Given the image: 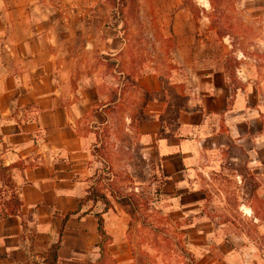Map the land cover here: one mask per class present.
Wrapping results in <instances>:
<instances>
[{
  "label": "crops",
  "instance_id": "crops-1",
  "mask_svg": "<svg viewBox=\"0 0 264 264\" xmlns=\"http://www.w3.org/2000/svg\"><path fill=\"white\" fill-rule=\"evenodd\" d=\"M55 20L43 0H0V165L23 163L22 170L6 171L22 217L0 219V259L44 264L61 233L58 264H130L131 214L117 193L126 192L128 178L117 172L122 161L112 151L116 171L111 178L102 173L94 152L109 119L108 89L95 74H79L59 59L50 30ZM181 48L182 87L170 91L156 73L131 79L144 97L143 117L127 126L124 147L143 160L155 184L149 191L154 215L168 217L200 264H260L251 240L219 215L228 193L213 181L225 165L264 170V80L255 85L242 78L235 86L223 63L200 60L201 47ZM99 177L115 189H97ZM5 179L0 188L9 199ZM91 189L109 205L90 198ZM130 192L136 196L139 189ZM96 215L107 236L102 242Z\"/></svg>",
  "mask_w": 264,
  "mask_h": 264
},
{
  "label": "rangeland",
  "instance_id": "rangeland-1",
  "mask_svg": "<svg viewBox=\"0 0 264 264\" xmlns=\"http://www.w3.org/2000/svg\"><path fill=\"white\" fill-rule=\"evenodd\" d=\"M43 3L56 19L54 31L50 30L59 59L71 62L79 74L85 71L95 74L103 88L108 89L109 105L105 110L109 119L101 126L94 152L102 158L99 164L102 173L111 178L116 171L113 172L108 159L112 151L122 161L117 172L128 178L127 182L124 178L126 192L117 193L123 194L122 199L130 203L132 212L127 233L133 256L130 264H200L183 242L181 232L170 226L168 217L154 215L149 191L155 184L146 174L143 160L124 147L130 144L127 126L132 128L141 118L144 103L131 79L156 73L170 91H174L172 86L182 87L180 81L186 68L181 47L192 45L202 48L203 63H223L235 86L244 84L245 78L259 85L264 80V0H43ZM174 81L177 82L172 84ZM100 177L97 189L108 192L115 189L113 181ZM213 182L214 188L228 193L226 202L221 199L223 206H218L219 215L233 221L231 230L251 240L260 264H264V170H237L225 165ZM133 187H138L139 192L127 196ZM241 204L251 206L252 212L245 207L240 210Z\"/></svg>",
  "mask_w": 264,
  "mask_h": 264
},
{
  "label": "trees",
  "instance_id": "trees-1",
  "mask_svg": "<svg viewBox=\"0 0 264 264\" xmlns=\"http://www.w3.org/2000/svg\"><path fill=\"white\" fill-rule=\"evenodd\" d=\"M112 1L115 2L116 0H112ZM16 166L20 170H22L23 163L17 162V163L11 164L9 166L0 165V177L3 179L6 178L5 179V187H7L10 190L9 191L10 192V198L7 199L6 194H5L6 193L5 189L0 188V219L6 218V217L12 216V215L22 217L20 197L17 194V192L13 189V186H12L11 182L9 181L10 180L9 176L6 175V171H8L12 167H16ZM89 197L93 198V199L98 198L105 204V206L109 205V201L106 198V196L103 193H101L95 189H91ZM119 201L130 205L129 202H126L123 199H119ZM130 202H132V201H130ZM129 212H130V214L132 213L131 208H129ZM96 218H97V232L100 235L101 242H102V241H105L107 239V236L103 230L102 218L99 215H96ZM60 236H61V233H59L58 239L55 241V243H52L48 247L44 264H58L57 250H58V247L60 244ZM101 242L98 245L102 249ZM0 264H2L1 259H0Z\"/></svg>",
  "mask_w": 264,
  "mask_h": 264
}]
</instances>
